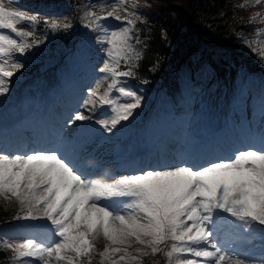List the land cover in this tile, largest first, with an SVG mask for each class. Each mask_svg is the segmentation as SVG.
Wrapping results in <instances>:
<instances>
[{
    "label": "snow or ice",
    "instance_id": "obj_1",
    "mask_svg": "<svg viewBox=\"0 0 264 264\" xmlns=\"http://www.w3.org/2000/svg\"><path fill=\"white\" fill-rule=\"evenodd\" d=\"M98 7L103 14L89 9L83 20L85 28L100 33L97 43L104 46L105 59L99 72L104 75L89 89L85 107L108 106L109 118L97 123L111 132L142 106L143 97L126 87L125 80L136 77L144 57L137 22L145 20L136 5L130 10L128 0ZM109 18L119 25L110 29L103 23ZM257 20L264 25V14L256 12L249 23ZM39 22L18 0H0V96L25 66L16 57L43 42L34 39L32 26ZM44 23L53 31L72 27L60 20ZM255 31L264 35V26ZM246 43L264 62V48L253 47L255 40ZM89 119L80 111L72 117L73 122ZM0 198L18 203L13 220L46 221L37 227L49 234L46 241L0 238V251L14 254L9 264H82L85 258L92 264L94 254L100 264H142L141 257L159 253L165 264L173 259L175 264H264V254L251 259L220 242L227 225L244 233L259 229L264 240V148L237 150L199 166L182 162L110 180L86 175L56 151H0ZM101 235L107 244L97 253L94 242ZM133 241L142 246L137 255L128 251Z\"/></svg>",
    "mask_w": 264,
    "mask_h": 264
},
{
    "label": "rangeland",
    "instance_id": "obj_2",
    "mask_svg": "<svg viewBox=\"0 0 264 264\" xmlns=\"http://www.w3.org/2000/svg\"><path fill=\"white\" fill-rule=\"evenodd\" d=\"M141 1L146 2V3H150V4L157 3L156 2L157 0H141ZM252 1H254V0H252ZM111 3H113V0H111L110 2H108V3L104 4V5H110ZM107 10L110 11L111 8H108ZM84 12H85V10H84ZM101 14H103V13H101ZM119 14L122 17L126 15L123 11H120ZM103 23L105 25L109 26L110 29L119 25V22L115 21L112 18H109L107 21H104ZM81 37H82V40H77V43L74 45V47L72 49H67V47H62L61 48L62 56H60V57H62L61 59H63L62 60L63 62H61L60 64H58L56 66H50V65L54 64L57 60H52V61L48 60V61H46L45 67L44 68H39V70H44L42 72V74H43L42 76H38V77H36L35 75L32 76V74L29 72L30 71L29 70L30 69V63L26 62V60H25L26 58L24 59V57H21L19 59V61L22 62L25 65L24 68L22 69V71L24 72L23 74L30 73V74H27L26 76H23V77L21 76V77L24 79V82L31 81L29 83V86H31V87H29L28 89L25 88V87L22 88L21 89V91H22L21 93H26L27 94V91L29 92L31 89H33L34 91L39 92V93L42 94L43 90L46 87H48L51 83L56 81L55 79L57 78L58 75H60L59 74V69L60 68L64 69L66 67L72 66L73 64H76V65L80 64L81 61L85 58V54L86 53L89 54V58H90L89 60H90V62L92 64H94L96 62L94 60L96 55H98V57H100V58L101 57L104 58L103 55L105 53L102 51V48L104 46L99 44V43H97V37H96V39H91L90 38V30L88 28H85V33ZM249 40H250V38H247L243 42V49L247 53L245 56H243V59H240L239 55L235 56V55H232V54L228 56V60L227 61L215 60L214 58L209 57V56H207L208 58H205L204 56L194 55L191 58V62H190V65H189V68H192V70L190 71V76L192 78L194 73L206 74V78H208V80H211V76H214L213 79H212V84L214 85L215 83H218L219 85H221V87L218 89L217 95H216V92H217L216 91V87L217 86H215V88H213V90H212V88H210L209 90H203L204 93L202 95H201V92L198 93L199 99H201L202 101H210V104L207 103L208 106L206 107V109L210 108V111L209 110L206 111L204 109L203 113H202V109L198 108V105L196 104V109H197L199 121H200L201 113H202L203 117H207V115L210 113L211 115H213L217 119L218 115L221 112H223V106H222L223 99L227 98V94L229 92H232V91L235 92V89L233 90L234 86L233 87H231V86L233 84H235V81L239 77L242 79L239 82V84H242V83L245 82V80H247L246 84H248V83L251 84L252 91H253L252 92L253 93L252 94V99H253V101H255L254 103L253 102H247L246 103V106L248 107L247 111H249V114H251V116L249 115V117L247 119L250 122H254V116H256V114H262V116H258L257 117V124L260 126V128L256 132V138L261 136V142L263 143L264 142V95L262 96V90H263L262 86H264V76L260 75L258 73L249 75L247 70H246V63L248 62L247 60H248V58L250 56H254L255 59H256V62H258L260 64V69H262V71H263L264 70V62L261 61L260 56L258 54L253 53L249 49V47H248V45L246 43V41H249ZM258 41H260L259 47H264V35H260L259 36L258 40H256V43H254L255 46L253 45V47L257 48L256 44L258 43ZM92 48L95 49V50H92ZM96 51H100L101 55L97 54ZM86 59H87V57H86ZM32 62L35 63V62H38V61L36 59H34V60H32ZM102 65H103V59L99 60L98 62H96V65H95L96 67H93V65H92L91 68L96 69L95 72H97V77H96L95 83L90 88L94 87V85L98 81H100V78L103 76V75H99L98 74L99 73V68L102 67ZM202 70H203L204 73H202V72L198 73V72H200ZM219 75L223 76V78H224V81H223L222 84H220V82L218 81V76ZM16 79L19 80L18 78H16ZM107 83H110V80L104 82V88L107 87ZM202 86H203L202 88L204 89V88H207L209 85H207V83H205ZM32 87H34V88H32ZM104 88H101V92L104 91ZM9 89H10V87H9ZM131 89L133 91L137 92V94H139L138 89H136L135 87L132 86ZM164 90L167 91V92H164V95H167V93L169 92V89H168L167 85H166ZM140 92H142L143 95L144 94H148V98L150 100H152V98L150 97V94L147 91V89H143ZM220 93H222V94H220ZM6 95H9V92ZM164 95H162V96H164ZM214 95H216V97H214ZM20 97H21V94L19 95V98ZM188 97H189V95H188ZM86 99L87 98H84L83 100L86 101ZM150 100H148V101H150ZM145 102L146 101H144L143 103H145ZM180 105L184 106L183 104H180ZM201 105H203V104H201ZM81 107L87 109V112H84V114L86 116H89L90 113L95 111V108H92L90 105L85 107V102H84V104ZM145 107L146 106L142 105V108H145ZM166 107H167V105H166ZM139 110H141V108H139ZM247 114L248 113H246L245 115H247ZM73 115H72V117H73ZM134 116L135 115H133V117ZM83 123H85V121H83V122H80V121L73 122L72 118H71L70 121L68 122L69 126L67 127L66 131L68 132L70 130H74V128L76 126H78L80 124H83ZM65 138H66V141L64 143L67 144L68 147L69 146L72 147V144H71L72 137L68 136V137H65ZM70 151H73V153H75V155H77L75 157V159L77 161H79V162H87L88 165L92 164V161H87V159H88L87 153L81 154V149L79 150L77 148L72 147V148H70ZM98 171H101V170L98 168ZM96 177H101V176L99 175V176H96ZM104 178L105 179H109V180L110 179H114V178H111L109 176H105ZM0 202L4 203L5 205H7L9 207H13V208L18 206V203L15 201V199H13L11 201H6L3 198H0ZM41 223H45L46 224L47 222H45V221L44 222H40V221H36V222L23 221L21 223V225L24 226V227H30V225H31L33 228L37 229V231L44 232L46 230H43V229L37 227V225H40ZM24 227H22V229H24ZM19 233H9V234H4V235H5V238H10V239H13V240H17L18 238H24L26 233H23V234H19ZM220 235L223 237V239L222 238H220V239L223 240L222 243L225 245V247L235 248L236 250H238L242 244H247V245H249L251 247V250H250L251 254L254 253L253 251H259V253H263L264 254V246L256 248V246H254L252 244V241L256 240L257 238H258L257 242H261V243L264 244V240H261V232H260L259 229L257 231H255V232L244 233L238 228H235V227H233L231 225H227V226L222 228V230L220 232ZM26 237L27 238L28 237H34V235L27 233ZM249 237L251 238L250 240H249ZM39 238H41V240H45L46 241L49 238V234H45L43 236H40ZM224 239H227L229 242L225 243ZM94 243H95L96 252L99 253V252H103L104 247L107 244V241L101 235ZM135 247L142 248L141 245L136 244L133 241V246L131 248H129L128 251L130 253L134 254V255H137L136 254L137 253L136 250L138 248H135ZM144 250L150 252V249H144ZM159 254H156V255L149 254L145 258L151 257V256H157V255L159 256ZM98 258H100V257L98 255L94 254L93 258H92V262L94 260H98ZM142 258L143 257L140 258L141 261H142ZM114 259H118V256L114 257ZM82 264H88L86 258L82 261ZM171 264H175V260L174 259L171 262Z\"/></svg>",
    "mask_w": 264,
    "mask_h": 264
},
{
    "label": "trees",
    "instance_id": "obj_3",
    "mask_svg": "<svg viewBox=\"0 0 264 264\" xmlns=\"http://www.w3.org/2000/svg\"><path fill=\"white\" fill-rule=\"evenodd\" d=\"M50 8L66 2L74 5L92 0H47ZM27 11L39 9L37 0H20ZM247 2L248 6L240 5ZM136 5V12L145 22H137L141 30V45L144 57L138 70L151 76V69L162 73V64H182L191 52L217 51L226 48L239 51V40L264 26L259 20L249 23L256 12L264 14V4L254 5L247 0H159L155 7ZM172 64V65H173ZM1 255V254H0Z\"/></svg>",
    "mask_w": 264,
    "mask_h": 264
},
{
    "label": "bare ground",
    "instance_id": "obj_4",
    "mask_svg": "<svg viewBox=\"0 0 264 264\" xmlns=\"http://www.w3.org/2000/svg\"><path fill=\"white\" fill-rule=\"evenodd\" d=\"M9 113H10L9 110H6V112H3V115H4V116H10ZM48 126H49V125H48ZM84 139H85V137H84V138H81V140H80L81 143H83ZM205 141H206V140H205ZM205 141L200 140V141H197V142H205ZM197 142H193V144H192L188 149H186L188 153H193V154H195L196 151H198V143H197ZM210 144H211V143H208V145H210ZM158 145L161 147V146L164 145V144H163V142H162V143L159 142ZM63 150H65V148H64ZM101 155H103L102 152H101ZM99 158H101V157H99ZM97 162L99 163V160H98V159H97Z\"/></svg>",
    "mask_w": 264,
    "mask_h": 264
}]
</instances>
